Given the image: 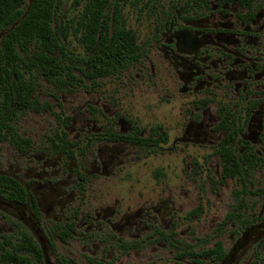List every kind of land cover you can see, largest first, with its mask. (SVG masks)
I'll use <instances>...</instances> for the list:
<instances>
[{"label": "flooded vegetation", "instance_id": "obj_1", "mask_svg": "<svg viewBox=\"0 0 264 264\" xmlns=\"http://www.w3.org/2000/svg\"><path fill=\"white\" fill-rule=\"evenodd\" d=\"M86 1L75 3L77 9L81 6L70 17L75 26ZM126 1L107 0L105 12L112 16L111 11L118 4L120 23L134 34L138 59L99 78L118 75L140 64L141 56H146L143 53L146 47L155 51L156 59L150 60L149 68L142 67L137 78L142 80L149 75L144 69L149 70L151 81L163 91L164 101L170 102L176 95L185 99L178 132L172 134L163 122L146 131L124 112L108 115L103 121L83 111L67 116L63 128L58 124L60 127L44 135L43 143L38 146L39 154L33 155L36 159L28 157L26 171L19 164L15 169L0 170V176L9 178L0 181V222L3 220L7 225L6 232L0 229L3 247L17 249L33 264H113L114 255L145 248H155V252L167 248L171 259L182 260L184 264L191 263V256L194 264H264V207L252 212L253 205L247 202L250 193L264 198L261 180L264 176V0H132L133 7L141 2L138 10L151 16V26L141 42L137 32L126 24L123 14ZM9 2L7 12L17 11L22 16L4 26L0 42L6 30L31 10L34 0H19L16 6L15 0ZM62 13L59 19H69L65 11ZM34 50L35 44L31 42L20 55L27 59ZM82 66L73 64L71 79L64 78V85L60 81L50 82L36 71L22 69L23 78L33 83L30 98L37 101V107H25L15 116L11 106L8 119L15 142L5 139L0 143L8 142L17 154L29 153L33 140L18 133L19 118L29 110L52 111L51 105L41 102L35 94L39 79L60 91L75 89L76 82L83 79H98L86 77ZM0 99L3 100V95ZM99 112L104 114L107 110L103 107ZM54 114L59 118L58 113ZM143 139L147 144L143 145ZM169 140L173 141L172 147L178 141L213 146L218 156L217 183L228 179L242 183L240 189L233 190L236 204L217 225L216 240L207 248H221L217 255H207L205 249L195 257L191 248H206L207 240L193 238L189 227H182L195 212L188 210L180 217L175 213L178 207L167 198L145 200L135 206H125L118 199L98 205L91 203L94 197L88 188L101 175L108 174L110 167L120 163L127 150L155 152ZM227 152L239 163L243 175L223 176L222 156ZM51 156L57 158L48 164ZM233 168L237 170V166ZM255 182L257 187L252 190ZM228 222L229 238L223 242L221 238ZM28 240L40 250L41 260L19 250L30 248L25 244ZM55 248H80L82 252L92 248L93 253L78 259L67 253L57 254ZM119 260L115 257V264ZM0 264H5L1 258Z\"/></svg>", "mask_w": 264, "mask_h": 264}, {"label": "rangeland", "instance_id": "obj_2", "mask_svg": "<svg viewBox=\"0 0 264 264\" xmlns=\"http://www.w3.org/2000/svg\"><path fill=\"white\" fill-rule=\"evenodd\" d=\"M131 1L127 0L124 4L123 14L127 26L137 32L138 41L141 42L151 26V16L145 11L138 10L141 2L137 7H133L130 4ZM80 9L81 6L78 9L75 7L74 0H62L61 2L60 11L61 13L65 11L67 18L75 15ZM67 45L72 53L77 55L84 53L80 43L71 34ZM143 53L146 56H141L140 64L131 66L115 76L98 78L94 81L83 79L81 82H76L77 86L72 90L60 91L44 79H39L35 94L41 102L49 103L52 111L29 110L21 115L16 126L18 133L32 139L33 148L27 154H17L8 142L0 143V170L15 169L19 164L23 172L26 171L27 159L28 157L36 159L33 155L39 154L38 146L43 141L44 135L51 134L55 128L60 127L58 124L63 128L64 122L68 120L66 117L80 111L85 114L89 113L90 116L100 120L108 115L113 116L116 112H124L146 131L155 123L163 122L169 126L172 134L178 132L177 128L183 116L185 99L176 95L170 102L164 101L163 91L160 86H155L151 81L149 70L144 69L149 74L148 76L146 75L142 80L137 78L140 69L145 66L149 68L147 64L150 60L156 59L155 51H150L149 47L144 48ZM78 66L79 64L75 67ZM75 72L78 73L76 70ZM80 78H82L81 75ZM86 102L91 105L86 106ZM103 107L106 108L107 113L99 112V109L103 110ZM54 113H58L59 118H56ZM172 142L169 140L155 152H145L136 148L127 150L121 157V162L117 163L114 168L110 167L108 174L97 178L88 188V192L93 193L92 205H98L101 202L109 203L118 199L125 206L129 204L135 206L145 200L167 198L175 203L176 208L178 207L175 213L180 217L188 210H194L195 213L182 227H189L195 239L206 238V248H191V251L196 253L195 257L198 258L197 253L212 246L216 240L214 232L217 225L221 220H225L226 215L236 204L233 190L240 189L242 183L240 180L231 179L222 184L217 183L218 156L213 146L207 143L178 141L172 147ZM95 148L93 147V152ZM56 158V156L49 157L48 164H52ZM256 178L257 174L254 173V181ZM261 180L264 185V176ZM256 187L255 182L252 190ZM247 202L253 205L252 212L264 207V198L254 196L252 193L247 195ZM229 227L230 222L224 226L225 232L221 238L223 242L228 241ZM0 229L4 232L7 230V225L3 223V220L0 222ZM199 243L200 241H197V244ZM55 249L57 254L67 253L78 259L83 255L93 253L92 248L86 252H82L80 248ZM153 249L155 248H145L138 252L130 251L124 255L116 254L113 264H115V257L120 259L116 261V264H184L182 260L177 262L171 259L167 248H158L157 252ZM104 250L106 252L107 248ZM96 255L99 256V252ZM192 259L193 256H191L190 264H194Z\"/></svg>", "mask_w": 264, "mask_h": 264}, {"label": "trees", "instance_id": "obj_3", "mask_svg": "<svg viewBox=\"0 0 264 264\" xmlns=\"http://www.w3.org/2000/svg\"><path fill=\"white\" fill-rule=\"evenodd\" d=\"M18 2L19 0H15V6ZM106 3L107 0H87L78 26H75L73 18L66 21L59 19L61 0H34L31 10L6 30L0 42V96L3 95V100L0 99L3 101V107L0 108V141L15 139L8 119L11 106L15 116L16 112L25 107H37V101L30 98L33 83L23 78L22 69L36 71L50 82L60 81L64 85V78L71 79V69L76 62L83 64L82 71L83 68L86 69V77L99 78L138 59L134 34L122 26L118 4L112 9L110 16L109 12H105ZM9 5V0H0V16H3V19L0 18V31L22 16L17 11L7 12ZM70 34L82 46V56L69 51L67 42ZM31 42H34L35 50L30 57L24 59L20 52H26ZM145 144L147 140L143 139V145ZM222 158L225 162L223 176L243 175L239 163L230 152L224 153ZM234 166H237V170ZM7 180L9 178L6 176H0V181ZM25 244L30 248L19 250L28 251L41 260L40 250L30 240ZM220 250L221 248H210L204 253L217 255ZM0 251V258L5 264L11 261L16 264H33L18 253L17 249L4 248L1 241Z\"/></svg>", "mask_w": 264, "mask_h": 264}, {"label": "water", "instance_id": "obj_4", "mask_svg": "<svg viewBox=\"0 0 264 264\" xmlns=\"http://www.w3.org/2000/svg\"><path fill=\"white\" fill-rule=\"evenodd\" d=\"M47 262V261H46Z\"/></svg>", "mask_w": 264, "mask_h": 264}]
</instances>
